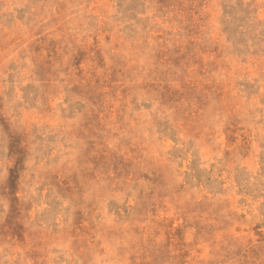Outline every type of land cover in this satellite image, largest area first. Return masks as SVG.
Listing matches in <instances>:
<instances>
[{
  "label": "rangeland",
  "instance_id": "obj_1",
  "mask_svg": "<svg viewBox=\"0 0 264 264\" xmlns=\"http://www.w3.org/2000/svg\"><path fill=\"white\" fill-rule=\"evenodd\" d=\"M5 172L0 264H264V0H0Z\"/></svg>",
  "mask_w": 264,
  "mask_h": 264
},
{
  "label": "clouds",
  "instance_id": "obj_2",
  "mask_svg": "<svg viewBox=\"0 0 264 264\" xmlns=\"http://www.w3.org/2000/svg\"><path fill=\"white\" fill-rule=\"evenodd\" d=\"M14 171V170H13ZM14 180V174H9L8 172L0 175V195L3 196V199L14 204L15 202L12 200L11 192L6 191L11 188V184ZM5 211H7V204L5 205Z\"/></svg>",
  "mask_w": 264,
  "mask_h": 264
}]
</instances>
